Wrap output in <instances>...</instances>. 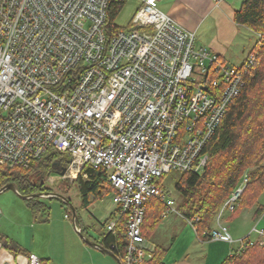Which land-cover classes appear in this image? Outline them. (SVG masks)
Wrapping results in <instances>:
<instances>
[{
	"label": "built area",
	"instance_id": "obj_1",
	"mask_svg": "<svg viewBox=\"0 0 264 264\" xmlns=\"http://www.w3.org/2000/svg\"><path fill=\"white\" fill-rule=\"evenodd\" d=\"M109 1L0 0V166L26 168L51 151L69 157L65 181L103 169L118 210L105 230L123 217L121 264H140L145 203L161 198L163 214H179L155 179L203 172L205 146L258 58L251 51L241 65L224 64L197 48L194 33L158 9L160 0H138L129 26L116 30ZM245 186L244 178L223 203L209 240L234 243L222 217ZM238 242L236 253L254 244ZM27 256V264H43Z\"/></svg>",
	"mask_w": 264,
	"mask_h": 264
},
{
	"label": "trees",
	"instance_id": "obj_2",
	"mask_svg": "<svg viewBox=\"0 0 264 264\" xmlns=\"http://www.w3.org/2000/svg\"><path fill=\"white\" fill-rule=\"evenodd\" d=\"M123 6L124 2L120 0L109 1L107 13L109 25L114 26ZM234 21L255 34L257 42L251 51L257 54V65L251 74L244 77V86L240 94L229 106L218 129L206 144L204 151L208 160L203 172L180 173L181 176L174 186L179 196L177 211L187 220L193 221L196 233L204 239H208L205 233L212 229L216 213L244 178L246 186L232 213L233 216L247 207L254 208V218H258L263 212L258 199L264 191V0H245L241 8L235 12ZM119 29L118 26L116 30ZM258 34L262 37H258ZM68 162L67 154L49 151L26 168L0 166V190L8 184H13L18 193L25 197L35 194L49 195L51 193H48V189L39 182L43 181L45 174L54 172L52 164L63 169ZM84 171L88 177L80 175L74 183L78 185L83 207L87 208L90 197L94 200L101 198L111 192V188L103 169L87 168ZM164 177L154 181L163 190L165 189L161 181ZM24 203L34 217L43 218L48 213L47 207L36 197L26 199ZM144 207L143 233L154 230L165 211L161 198L149 199ZM117 212L116 209V214ZM66 214L71 218L69 212ZM110 220L111 217L106 221L105 228ZM0 239L2 246L6 247L5 238L0 236ZM126 239L124 219L121 217L113 231L104 233L101 244L106 249H111L121 261L126 251ZM10 250L15 251L16 247H11ZM166 251L164 247L156 246L140 264H166L164 263ZM42 263L46 264L44 261ZM222 264H264V241L255 242L246 250L234 253Z\"/></svg>",
	"mask_w": 264,
	"mask_h": 264
},
{
	"label": "crops",
	"instance_id": "obj_3",
	"mask_svg": "<svg viewBox=\"0 0 264 264\" xmlns=\"http://www.w3.org/2000/svg\"><path fill=\"white\" fill-rule=\"evenodd\" d=\"M244 2L245 0H224L220 3H214L212 0H160L158 2V9L184 30L193 32L195 35V44L198 43L199 47L210 49L213 53L217 54L220 60L226 65L237 66L244 62L247 54L253 49L257 42V38L251 30L244 26L237 25L234 21L235 12L241 8ZM139 5L140 3L138 0H128L124 3L121 12H128V16L132 18ZM121 12L120 14L123 15ZM117 19L118 18L115 20L116 24ZM242 35H245L244 37L247 35L246 40L254 37L255 42L253 43L252 40H250L248 41L249 44L246 43L247 46H245L246 44L244 45L245 47L242 46ZM233 53L237 54L227 61L226 59ZM44 195L46 194L42 196ZM101 198L94 200L90 197L88 200V207ZM258 204L263 207V212L258 218H254V208H249L250 211L248 215H243V210L234 216L232 213H229L223 221L229 229L230 236L234 240L232 244L204 239L196 233L193 225L189 224L182 215L167 213L161 214V220L154 230L144 231V235L142 234L143 247L147 254L152 252L156 246L164 247L167 250L164 256V263L166 264H222L227 257L239 250L240 244L238 241L240 239L248 238L254 243H261L264 241V191L258 199ZM113 207L114 208L107 214L108 219L110 217L112 219L116 217V207L114 205ZM81 208H84L82 205V198ZM74 214L77 217V223H80L79 216H77L76 212ZM47 216L48 213L45 217ZM170 217L179 218L181 222L180 227L176 226L170 228L169 225H165V221ZM65 219L70 220V217L68 216V218ZM106 221L103 224V232L98 238L92 239L93 242L102 246L104 249L106 248L101 244V241L105 233L104 226ZM75 226L78 227L76 223ZM78 228L82 231L81 226ZM83 228L85 229L84 226ZM160 228H166L167 231L162 232L159 230ZM255 230L261 231L263 236H260ZM169 237H171V239H169ZM5 242L7 245L6 247L2 246V249H5L8 256L14 254L10 259L8 258L5 264H27V255L29 254L21 252L20 246L12 243L11 240L9 241L7 237L5 238ZM11 247H16V250H10ZM91 247L94 250L102 252L97 247ZM106 250H108L114 258L104 253L105 255L110 256L116 264H121L119 257L114 255L111 249ZM19 253L25 256L23 262L17 261V255H19Z\"/></svg>",
	"mask_w": 264,
	"mask_h": 264
},
{
	"label": "rangeland",
	"instance_id": "obj_4",
	"mask_svg": "<svg viewBox=\"0 0 264 264\" xmlns=\"http://www.w3.org/2000/svg\"><path fill=\"white\" fill-rule=\"evenodd\" d=\"M121 13L123 15L117 16V24L120 29H126L130 24L131 17L128 16V12ZM244 36H241L242 46L246 43L249 44L248 41L250 40L253 43L255 42L254 37L246 40L247 35ZM195 46L198 48V43ZM236 54H230L226 60L229 61ZM180 176L179 172L172 171L165 175L161 181L163 188L167 192H171L170 198L175 201V207H178L179 196L174 186ZM39 183H42L43 187L48 189V193L69 199V205L50 194L36 197L48 209L47 217L38 218L32 215L26 203H24L25 201L13 191L0 192V211L2 213L0 216V235L4 238L7 237L9 241L11 240L12 243L20 246L21 252L33 254L46 264H116L110 256L94 250L91 247L92 245L90 246V244L95 243L92 239L98 238L103 232V224L108 219L107 214L114 208L111 200L112 192L105 194L101 199L84 209L81 208V196L77 183L65 181L61 175L54 172L45 174L43 181ZM71 208L79 216L80 223L76 222V224L78 227L81 226L82 233L74 230ZM249 211L247 207L242 211V214L248 215ZM66 212L70 213V220L65 219ZM228 215L229 212L225 211L222 220L224 221ZM180 224L179 218L170 217L165 221V225H169L170 228L180 227ZM159 230L162 232L167 231L166 228H160ZM142 234L144 235L143 232ZM13 255L11 254V256ZM11 256H8L5 249H1L0 264H5ZM17 256L18 262L24 261L25 256L20 255V253Z\"/></svg>",
	"mask_w": 264,
	"mask_h": 264
},
{
	"label": "water",
	"instance_id": "obj_5",
	"mask_svg": "<svg viewBox=\"0 0 264 264\" xmlns=\"http://www.w3.org/2000/svg\"><path fill=\"white\" fill-rule=\"evenodd\" d=\"M52 170L54 171V173H56V174H58V175H61V176H62V174L64 173V168H63V169H60V168L56 167L55 164H52ZM5 190L13 191L16 195H18V196H19L20 198H22L23 200L29 199V198H31V197H34V198H35V197H39V196H42V195H43V194H35V195L30 196V197L22 196V195H20V194L18 193L16 186L13 185V184H8V186H7V185L4 186V187L0 190V192H3V191H5ZM50 195H51L52 197H57V198L61 199V200H62L64 203H66V204H69L68 201H67L66 199H64L63 197H61V196H58V195H55V194H50ZM72 211H73V210H72ZM75 218H76V216H75L74 211H73V223H74V224H75ZM86 242H87V241H86ZM87 243H88V242H87ZM90 245L99 248L103 253H106V254L110 255L112 258H114V256H113L112 254H110V253L108 252V250L104 249L102 246L97 245V244H95V243L90 244Z\"/></svg>",
	"mask_w": 264,
	"mask_h": 264
}]
</instances>
